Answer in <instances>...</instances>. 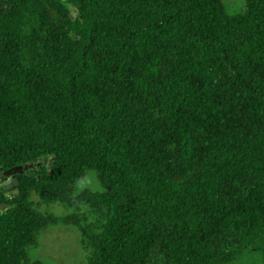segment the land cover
Here are the masks:
<instances>
[{
    "label": "trees",
    "instance_id": "16d2710c",
    "mask_svg": "<svg viewBox=\"0 0 264 264\" xmlns=\"http://www.w3.org/2000/svg\"><path fill=\"white\" fill-rule=\"evenodd\" d=\"M244 4L0 0V172L32 165L0 193V264H43L56 224L86 264L264 246V0Z\"/></svg>",
    "mask_w": 264,
    "mask_h": 264
},
{
    "label": "rangeland",
    "instance_id": "374dc122",
    "mask_svg": "<svg viewBox=\"0 0 264 264\" xmlns=\"http://www.w3.org/2000/svg\"><path fill=\"white\" fill-rule=\"evenodd\" d=\"M229 13H242L245 10L244 0H221ZM74 16V15H73ZM77 190L89 188L98 190L99 183L89 173L76 184ZM9 196V193H5ZM41 211H49L60 216L67 211L58 204L41 206ZM39 246L30 251L33 259L43 264H86L85 253L80 245V236L73 226L56 224L48 227L38 238ZM233 264H264V246L256 249H245Z\"/></svg>",
    "mask_w": 264,
    "mask_h": 264
},
{
    "label": "water",
    "instance_id": "95a60500",
    "mask_svg": "<svg viewBox=\"0 0 264 264\" xmlns=\"http://www.w3.org/2000/svg\"><path fill=\"white\" fill-rule=\"evenodd\" d=\"M32 167L31 164L13 166L0 172V193L17 185L16 174H23Z\"/></svg>",
    "mask_w": 264,
    "mask_h": 264
}]
</instances>
